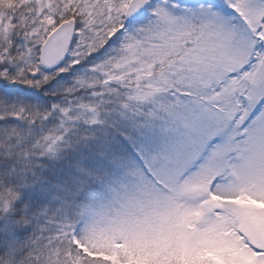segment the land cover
Returning <instances> with one entry per match:
<instances>
[{
  "label": "snow or ice",
  "instance_id": "1",
  "mask_svg": "<svg viewBox=\"0 0 264 264\" xmlns=\"http://www.w3.org/2000/svg\"><path fill=\"white\" fill-rule=\"evenodd\" d=\"M0 264H264V0L0 5Z\"/></svg>",
  "mask_w": 264,
  "mask_h": 264
},
{
  "label": "trees",
  "instance_id": "2",
  "mask_svg": "<svg viewBox=\"0 0 264 264\" xmlns=\"http://www.w3.org/2000/svg\"><path fill=\"white\" fill-rule=\"evenodd\" d=\"M14 3H15V0H0V5H2V4H8L9 6H11Z\"/></svg>",
  "mask_w": 264,
  "mask_h": 264
}]
</instances>
